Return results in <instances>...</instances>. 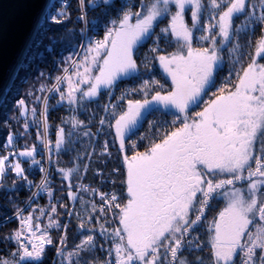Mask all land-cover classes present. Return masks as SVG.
I'll return each instance as SVG.
<instances>
[{"label": "snow or ice", "instance_id": "6c2138e0", "mask_svg": "<svg viewBox=\"0 0 264 264\" xmlns=\"http://www.w3.org/2000/svg\"><path fill=\"white\" fill-rule=\"evenodd\" d=\"M76 3L84 27L54 83L13 102L27 138L32 97L48 167L38 145L17 151L12 133L0 141V187L11 175L10 191L22 181L31 192L0 220L17 224L0 237L9 250L0 264H44L49 246L60 264H264V0H102L92 21L100 5ZM70 9L62 2L51 23L71 21ZM229 45L236 58L218 84ZM52 94L51 108L68 113L54 147ZM73 219L78 242L69 245Z\"/></svg>", "mask_w": 264, "mask_h": 264}, {"label": "trees", "instance_id": "16d2710c", "mask_svg": "<svg viewBox=\"0 0 264 264\" xmlns=\"http://www.w3.org/2000/svg\"><path fill=\"white\" fill-rule=\"evenodd\" d=\"M96 1V0H95ZM99 7H96L94 10L88 11V19L89 21H92L93 19L100 18L102 16V12L104 9V6L100 2H95ZM71 5V12H72V19L71 21H66L62 25H54L50 23L48 20L45 24H43L37 31L36 36L10 86L8 89L4 99L2 100L0 104V141L6 142V137L8 134L12 133L16 137L17 141V149H23L25 146V143L28 144L29 147L36 144L38 145L37 141V124L40 120H42V117L37 115L36 117V123H32V118L28 119V122L31 124V127L29 129V133L27 138L23 134H21V130H23V122L19 118V112L16 110V108L13 105L14 100L18 98H22V92L21 90L25 89V84L32 83L35 79L40 85H43L44 87H50L52 83H54V77L59 74V64L60 61L63 59V57L67 56L69 54V51L71 50V47L75 44H77L80 40V30L83 28V24L76 21V9H77V3L76 0H72L70 3ZM57 9V6L55 7ZM69 29H72L73 31H68ZM51 39H54L55 44H51ZM50 48V50H49ZM42 53L40 57H38V54ZM40 73H44V76H40ZM39 78V80H38ZM41 96L42 94H38ZM43 95L48 96L50 95L47 91L43 93ZM53 98L49 101L50 104V115H49V123L53 125V130L51 131V139L53 142L54 147V141H55V134H54V127L55 125L60 124L61 117L68 115L67 111L57 106L56 108H51V106L56 105L58 96H55L54 94ZM32 100L30 103H28V108L32 110L33 107ZM43 108V101H39L38 103V111L42 110ZM15 111V112H14ZM15 115V117L18 118L17 124L11 123V120L9 119L10 116ZM7 124V127H6ZM21 125V126H20ZM19 127V129H18ZM24 131V130H23ZM42 131V128H41ZM149 129L147 126V123L144 124L143 129L141 132H144V134L147 135ZM156 135V133H155ZM80 145L77 142L75 146H69L70 150L64 154H62L59 157L61 164H67L69 160L72 159V157L76 154L77 150L79 149ZM40 153L43 152L42 146H39ZM2 150V149H0ZM141 150H143L141 148ZM113 157L116 156V150L113 149ZM39 154H37L38 156ZM36 156V157H37ZM56 156H53V162L55 165ZM115 164V160H112L109 162V169ZM24 167H28V164H24ZM54 170V166H53ZM107 172L108 169H105ZM29 178L34 180L35 183H39L41 179V173L37 171L35 167L32 168ZM12 179L13 177L10 175L7 180L4 181V184L2 187H0V220H2L5 216H14L13 211V204L10 202L12 200H16L20 203L21 206L24 205V203L27 201V198L31 196V192L27 191L26 186H23L22 181H18V185L21 186L20 191L14 192L10 191L12 189ZM92 179L91 173L88 175V180L85 181V184H87ZM117 180V189H119V177H116ZM75 183V181H74ZM95 186V185H93ZM54 187L59 188V177H56V180L54 181ZM66 187V185H65ZM109 190H112V186L109 185ZM36 190L35 187H33L32 191L34 192ZM59 196V193H57ZM66 195V193H65ZM37 203L40 205H46L48 203V198L45 195L41 199L37 200ZM212 213H209V218H211ZM63 220H68L69 218L67 216L61 217ZM76 220H72V226L70 227V230L68 232V239H69V245L72 244L73 240L75 239L76 242H78V237L76 236V230H75V224ZM15 227H17L16 223H9L7 226H0V237H3L5 234L10 233ZM63 231V229H61ZM205 229H201V234ZM53 235L55 236V230H52ZM0 251L4 253V255H7V249H4L2 245H0ZM57 253L55 250V247L49 246L46 250V254L44 257V264H60L58 261Z\"/></svg>", "mask_w": 264, "mask_h": 264}, {"label": "water", "instance_id": "95a60500", "mask_svg": "<svg viewBox=\"0 0 264 264\" xmlns=\"http://www.w3.org/2000/svg\"><path fill=\"white\" fill-rule=\"evenodd\" d=\"M49 2L0 0V104L42 25Z\"/></svg>", "mask_w": 264, "mask_h": 264}, {"label": "rangeland", "instance_id": "374dc122", "mask_svg": "<svg viewBox=\"0 0 264 264\" xmlns=\"http://www.w3.org/2000/svg\"><path fill=\"white\" fill-rule=\"evenodd\" d=\"M95 2H100V3H102V0H96ZM50 23H51V20H50ZM237 23H240V24H242V21H237ZM50 43L51 44H55V41H54V39H51V41H50ZM231 47V45H229L228 47H226V48H224L223 49V51H222V58H223V71L220 73V75L218 76V78H217V82H218V84L220 83V82H222V80H223V77L224 76H226L227 75V71H228V67L231 65V63H232V61L236 58V53L235 52H230L229 51V48ZM49 50H50V48H49ZM42 53H39L38 54V57H40V55H41ZM38 80H39V78H38ZM32 83H29V84H25V89L23 90H21V92H22V95H23V97L22 98H24V96L27 94V93H34L35 94V96H37V97H39V95L38 94H40L41 92H40V89H41V87H44L43 85H40L37 81H35V79L33 80V81H31ZM210 95V94H209ZM209 97L208 96H206L205 97V99H208ZM58 99V98H57ZM32 100V97L31 96H28V100H27V103H30V101ZM201 107H202V105H201ZM195 111H199L200 110V108H196V109H194ZM28 111H29V114H28V118L27 119H31L32 118V116H31V109L30 108H28ZM15 112V111H14ZM18 117V116H17ZM17 117H15V115H12V116H10V120H11V123H13L14 125L15 124H17V121L16 120H18V118ZM20 118V117H19ZM150 119H153L152 117H150ZM154 119H156V120H161L162 118L161 117H159V116H157V117H155ZM169 120H170V118H169ZM21 126V125H20ZM148 126V125H147ZM6 127H7V124H6ZM22 127H23V125H22ZM8 128V127H7ZM18 129H19V127H18ZM23 130H24V127H23ZM23 130H21L22 132H21V134H23L24 133V131ZM142 134H144V132H142ZM144 135H146V134H144ZM153 135H155V133H152V132H150V131H148V133H147V137H148V140H151V138H152V136ZM145 142H148V141H145ZM19 150H21V149H17V151H19ZM210 219V218H209ZM58 257V261H59V263L61 262V257H59V256H57ZM65 264H68V261H65Z\"/></svg>", "mask_w": 264, "mask_h": 264}, {"label": "bare ground", "instance_id": "6f19581e", "mask_svg": "<svg viewBox=\"0 0 264 264\" xmlns=\"http://www.w3.org/2000/svg\"><path fill=\"white\" fill-rule=\"evenodd\" d=\"M65 1H68V0H50L49 5L47 6V9H46V12H45V16H44V22L45 23L48 20L50 21V17L52 15L56 14V12L59 10V7L62 5V2L64 3ZM56 6H57V9H55Z\"/></svg>", "mask_w": 264, "mask_h": 264}, {"label": "built area", "instance_id": "2783aa9c", "mask_svg": "<svg viewBox=\"0 0 264 264\" xmlns=\"http://www.w3.org/2000/svg\"><path fill=\"white\" fill-rule=\"evenodd\" d=\"M71 1H72V0H68V1H65L64 3L69 4ZM44 23H45V22H44V19H43L42 24H44ZM42 157H43V160H44V166H45V168H47V167H48V164H47V156H46V154H43V152H42L41 154H39V155L36 157V159H37V160H41ZM35 168H36L37 171L39 172L38 167H35ZM39 173H40V172H39ZM107 190H109V189H107ZM35 191H36V190H35ZM109 191H110V190H109Z\"/></svg>", "mask_w": 264, "mask_h": 264}]
</instances>
